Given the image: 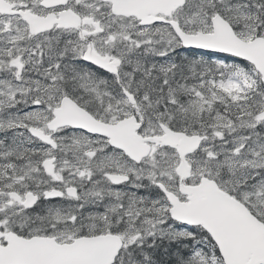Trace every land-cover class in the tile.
Returning a JSON list of instances; mask_svg holds the SVG:
<instances>
[{
    "label": "snow or ice",
    "instance_id": "6c2138e0",
    "mask_svg": "<svg viewBox=\"0 0 264 264\" xmlns=\"http://www.w3.org/2000/svg\"><path fill=\"white\" fill-rule=\"evenodd\" d=\"M0 264H264V0H0Z\"/></svg>",
    "mask_w": 264,
    "mask_h": 264
}]
</instances>
